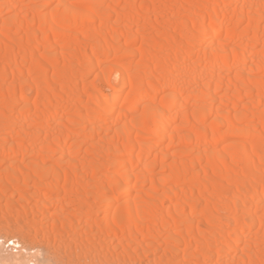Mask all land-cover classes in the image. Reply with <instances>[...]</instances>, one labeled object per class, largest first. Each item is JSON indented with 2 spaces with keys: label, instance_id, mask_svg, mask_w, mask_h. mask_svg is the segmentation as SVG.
I'll list each match as a JSON object with an SVG mask.
<instances>
[{
  "label": "bare ground",
  "instance_id": "6f19581e",
  "mask_svg": "<svg viewBox=\"0 0 264 264\" xmlns=\"http://www.w3.org/2000/svg\"><path fill=\"white\" fill-rule=\"evenodd\" d=\"M262 155L264 0H0V239L19 219L41 262L260 264Z\"/></svg>",
  "mask_w": 264,
  "mask_h": 264
},
{
  "label": "snow or ice",
  "instance_id": "6c2138e0",
  "mask_svg": "<svg viewBox=\"0 0 264 264\" xmlns=\"http://www.w3.org/2000/svg\"><path fill=\"white\" fill-rule=\"evenodd\" d=\"M4 7H9L8 5H4ZM16 7H20L19 5H16ZM27 7L33 9V10H39L41 17H45L47 14L48 9H51L53 12V15L61 10L64 9L65 13L69 12L71 9H73L76 6L73 5H64L60 3H55V4H48V5H41V4H33V5H28ZM91 7L95 8V5H92ZM119 7V6H117ZM129 7H135V6H129L125 5L124 9L127 10ZM140 7H143L142 5ZM109 9H111V6H108ZM34 19V17H33ZM119 19V18H118ZM195 25H193V28ZM137 32H139V29H137ZM224 42L222 41V44ZM223 50V49H221ZM130 80H132L131 86L127 88V93L124 97L125 101L127 102L132 96L133 93L136 91L137 84L135 80L130 77ZM161 103H157L154 105H145L144 112L140 114L142 118H147L151 120V116L154 112H162L164 109L167 107V105L163 104L164 99H171L170 94H165L164 97H161ZM8 102V97H5V105H7ZM101 120H103V115L101 114L100 116ZM3 123L5 127V137H4V150L5 153H9L12 150L15 149V138L13 137L11 146L9 145L8 142V132L7 129L9 127L8 124V118H7V108H5V114L3 118ZM197 132H190L188 133V139H191L194 135H197ZM43 151V149H41ZM109 168H116V171L109 172L107 176V180L103 186V193L108 197L111 198L113 196L119 197L120 193L124 190V186L127 183V180L125 178V173L122 168L119 167L118 161H113L112 163L109 164ZM261 183H264V155L261 156ZM49 170V161L45 160L43 163H41L39 160H36L32 163V175L37 179L38 182H43L45 179V174ZM101 176L104 174L101 172ZM137 182L139 183V176H137ZM23 193H21V196L23 197ZM239 197H237V201H239ZM244 208H247V204L244 205ZM241 209L239 204L237 203L236 207V215L232 217L236 221V223H239V215H240ZM258 212L261 216V223L262 226H264V201L261 202V205L258 209ZM231 227V224L229 225ZM3 231L7 233L8 235L5 236V238L0 239V245L2 244H9L11 245V249L5 248L4 249V255L5 259L0 260V264H41V261L37 259L39 255H41L40 252L37 250V245L34 243H30L29 238L31 236V229L27 225L21 224L19 219L15 221V223L8 222L3 225ZM23 236L24 240L23 241H18L15 237L17 236ZM228 237L231 238L235 236L234 232H228L227 233ZM175 237L173 236H168V240H173ZM231 240H229V244H218L217 247L219 248L220 251H223L224 248L230 247ZM156 246L159 247H164V238H161ZM247 247V245H246ZM261 249V261L260 264H264V244L260 245ZM21 250L23 254V258H21ZM11 252L12 258H7L9 256V253ZM94 264H115L113 261H95ZM121 264H140L138 261H124L121 262ZM157 264H166V262L161 259L160 261L157 262ZM196 264H200V262H196ZM215 264H238V261L236 260L235 257H233L231 260L225 261L223 258L217 259L215 261ZM245 264H248V261H245Z\"/></svg>",
  "mask_w": 264,
  "mask_h": 264
},
{
  "label": "rangeland",
  "instance_id": "374dc122",
  "mask_svg": "<svg viewBox=\"0 0 264 264\" xmlns=\"http://www.w3.org/2000/svg\"><path fill=\"white\" fill-rule=\"evenodd\" d=\"M5 246H6V248L8 247L9 249H11V245L5 244ZM4 249H5V247H4ZM47 255H48V257H47ZM47 255L45 254L46 257L44 256V258L42 259L43 263L46 262V264H48V262H49V264H57L55 262V260H53L54 259L53 257L50 258L49 254H47ZM45 258H47V259H45ZM50 261H51V263H50Z\"/></svg>",
  "mask_w": 264,
  "mask_h": 264
},
{
  "label": "built area",
  "instance_id": "2783aa9c",
  "mask_svg": "<svg viewBox=\"0 0 264 264\" xmlns=\"http://www.w3.org/2000/svg\"><path fill=\"white\" fill-rule=\"evenodd\" d=\"M12 247V246H11Z\"/></svg>",
  "mask_w": 264,
  "mask_h": 264
}]
</instances>
